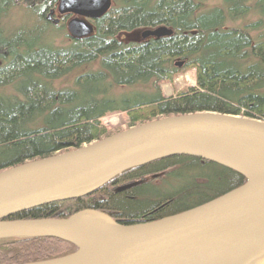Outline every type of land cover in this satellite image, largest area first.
<instances>
[{
	"label": "trees",
	"instance_id": "1",
	"mask_svg": "<svg viewBox=\"0 0 264 264\" xmlns=\"http://www.w3.org/2000/svg\"><path fill=\"white\" fill-rule=\"evenodd\" d=\"M20 1L0 0V22L11 7L28 3ZM54 1L47 0L48 7ZM222 4L203 12L195 0H115L93 35L66 48L41 44V33L8 34L0 26V172L121 132L111 133L100 123L111 113L125 114L127 129L205 112L264 121V33L251 35L261 29L262 19L242 29L225 28L227 17L243 18L252 10L264 17V0ZM44 8L37 5L38 18ZM159 27L172 34L141 42L118 39L122 33ZM92 64L95 70L57 86ZM189 71H194L193 86L163 95L161 85ZM116 89L125 91L115 95ZM244 183L242 176L216 164L175 156L128 170L86 197L7 220L66 219L96 210L122 225L142 224L202 205ZM76 250L57 239L0 240V264H35Z\"/></svg>",
	"mask_w": 264,
	"mask_h": 264
},
{
	"label": "water",
	"instance_id": "2",
	"mask_svg": "<svg viewBox=\"0 0 264 264\" xmlns=\"http://www.w3.org/2000/svg\"><path fill=\"white\" fill-rule=\"evenodd\" d=\"M111 4L59 0L58 12L97 20ZM67 31L79 40L91 36L93 27L75 18ZM171 34L159 27L144 31L141 39ZM175 156L216 164L245 183L187 211L142 224L122 225L96 210L66 219L7 220L86 197L128 170ZM36 238L57 239L77 250L35 264H264V121L212 112L172 116L0 172V240Z\"/></svg>",
	"mask_w": 264,
	"mask_h": 264
},
{
	"label": "rangeland",
	"instance_id": "3",
	"mask_svg": "<svg viewBox=\"0 0 264 264\" xmlns=\"http://www.w3.org/2000/svg\"><path fill=\"white\" fill-rule=\"evenodd\" d=\"M21 2L20 0H16ZM26 5L19 3L14 7H11L10 10L6 13L4 18L0 22V26L8 34L15 30H22L24 32H32L33 34L40 36L41 44L52 45L54 48H66L70 46L71 41L67 36V31L64 26L61 24L59 26L45 25L44 21L38 18L37 11H34L37 8V3H33V0H27ZM35 1V0H34ZM49 1V0H48ZM113 7H116L115 0H111ZM200 3L201 10L203 12L212 10L214 8H222V0H195ZM24 3V2H23ZM111 4V5H112ZM251 7V3L249 4ZM262 19L261 29L252 32L251 35L258 37L264 33V17H260L254 10L250 11L245 17L230 19L227 17L225 22V28H236L242 29L246 26L251 25L252 23ZM42 30V31H41ZM44 30V31H43ZM149 29H137L129 33H122L118 36V39L123 42H133L140 41L141 34L144 31ZM251 32V31H250ZM97 65H87L79 68L74 71L70 78L62 81L57 84V86H68L72 80V77L83 74L90 70H95ZM195 84L194 71H189L186 73L179 74L173 79L171 83H166L161 85V91L164 96L170 97L178 94L180 91L186 87L193 86ZM134 91L142 90L140 87L133 89ZM124 89H116L113 93L115 95L121 94L124 92ZM100 123L111 133L117 132L119 130H126L128 124V118L125 114L122 113H111L107 114L100 120Z\"/></svg>",
	"mask_w": 264,
	"mask_h": 264
},
{
	"label": "flooded vegetation",
	"instance_id": "4",
	"mask_svg": "<svg viewBox=\"0 0 264 264\" xmlns=\"http://www.w3.org/2000/svg\"><path fill=\"white\" fill-rule=\"evenodd\" d=\"M49 1H52V0H49ZM58 2H59V0H55L54 2H51L52 3L51 4V7H48L47 0H39V2L37 3V5L38 6H41L43 4L45 6V8L42 9V13L40 15V18H43L44 20H46L48 14L51 11H53L52 19L49 21V23H52L55 26H59V25L62 24L64 26V28L66 29V31H67V24H68V22L70 20H72V19L78 18L80 20H83V21L89 23L93 27V33H92V35L95 33V29H96L95 24H96V22L99 19H97V20H89V19H85V18H82V17L74 16L72 14H60L58 12ZM111 3H112V1H111ZM112 7H113V4H112L111 8ZM55 20L58 21L57 24H54L53 23V21H55ZM67 36H68V38H69L70 41H75V40H73V39H71L69 37L68 31H67ZM141 41H142V39L140 41H133V42H141Z\"/></svg>",
	"mask_w": 264,
	"mask_h": 264
}]
</instances>
